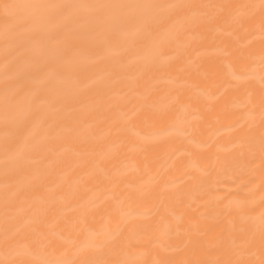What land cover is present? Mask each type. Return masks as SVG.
<instances>
[{"label":"bare ground","instance_id":"obj_1","mask_svg":"<svg viewBox=\"0 0 264 264\" xmlns=\"http://www.w3.org/2000/svg\"><path fill=\"white\" fill-rule=\"evenodd\" d=\"M0 264H264V0H0Z\"/></svg>","mask_w":264,"mask_h":264}]
</instances>
